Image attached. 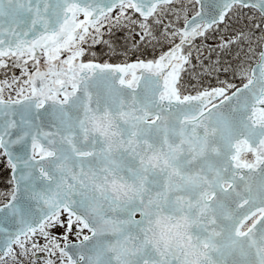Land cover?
I'll return each mask as SVG.
<instances>
[{
    "label": "snow or ice",
    "instance_id": "snow-or-ice-1",
    "mask_svg": "<svg viewBox=\"0 0 264 264\" xmlns=\"http://www.w3.org/2000/svg\"><path fill=\"white\" fill-rule=\"evenodd\" d=\"M0 264H264V0H0Z\"/></svg>",
    "mask_w": 264,
    "mask_h": 264
},
{
    "label": "trees",
    "instance_id": "trees-1",
    "mask_svg": "<svg viewBox=\"0 0 264 264\" xmlns=\"http://www.w3.org/2000/svg\"><path fill=\"white\" fill-rule=\"evenodd\" d=\"M3 185L2 184H0V187H2Z\"/></svg>",
    "mask_w": 264,
    "mask_h": 264
}]
</instances>
